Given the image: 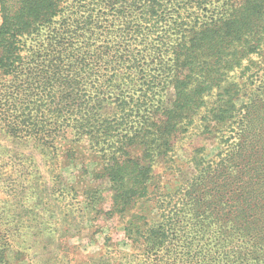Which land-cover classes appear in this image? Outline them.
Here are the masks:
<instances>
[{"label": "trees", "instance_id": "1", "mask_svg": "<svg viewBox=\"0 0 264 264\" xmlns=\"http://www.w3.org/2000/svg\"><path fill=\"white\" fill-rule=\"evenodd\" d=\"M198 114L222 150L154 195ZM77 161L139 264H264V0H0V264H72L45 210L104 211L60 186Z\"/></svg>", "mask_w": 264, "mask_h": 264}, {"label": "rangeland", "instance_id": "2", "mask_svg": "<svg viewBox=\"0 0 264 264\" xmlns=\"http://www.w3.org/2000/svg\"><path fill=\"white\" fill-rule=\"evenodd\" d=\"M207 100L213 102L214 98L208 96ZM241 101L242 99L239 102ZM111 110L112 107L107 108V111ZM210 128L212 130L207 132L204 130V121L201 119V114H198L195 117V125L175 148L174 163L168 167L164 160L156 161L154 174H157V177L154 184L158 186L154 195L159 193V196L165 199L169 198L170 193L175 198L181 195L197 173L196 166L188 157L190 150L202 144L204 151L202 150L200 154L207 160L215 158L222 150L225 143L223 144L221 133L218 132L219 126L211 123ZM92 165L88 164L86 169H90ZM81 166L82 162L77 161V165H68L63 168L60 186L70 190L71 186L84 188L86 184H99L104 189V200L98 208L104 211L97 213L96 210L88 207L83 202L82 190L78 197H72L68 192L64 198L57 195L50 196L49 200L52 201V205L47 206L45 213L49 215L55 212V215L53 224L49 226L48 223L47 229L52 232L54 230L50 228L68 229L70 237L66 239L64 246L68 251L66 259L72 258V264H139V255L136 254L131 240L126 236L122 220L119 216L112 217L105 213L111 207L108 182L106 180L97 182L90 179L89 174L79 177V174L84 172ZM149 204L152 207V203ZM69 222L72 224L70 225ZM53 234L59 237L58 230ZM8 257L14 264H17L13 250L8 251Z\"/></svg>", "mask_w": 264, "mask_h": 264}]
</instances>
